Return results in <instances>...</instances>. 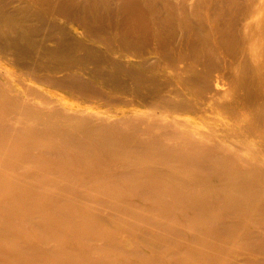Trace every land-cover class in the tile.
Here are the masks:
<instances>
[{
    "label": "bare ground",
    "instance_id": "1",
    "mask_svg": "<svg viewBox=\"0 0 264 264\" xmlns=\"http://www.w3.org/2000/svg\"><path fill=\"white\" fill-rule=\"evenodd\" d=\"M48 1L0 0V264H264L261 10Z\"/></svg>",
    "mask_w": 264,
    "mask_h": 264
},
{
    "label": "rangeland",
    "instance_id": "2",
    "mask_svg": "<svg viewBox=\"0 0 264 264\" xmlns=\"http://www.w3.org/2000/svg\"><path fill=\"white\" fill-rule=\"evenodd\" d=\"M65 2V4L63 5V4H59V3H57V2H54V3H51V1H48V3L49 4H55V5H53V6H51V8L50 9H52V10H54V11H59L58 9H60V11L62 10V11H64L65 13H66V11H68V13H66L67 14V16H71V14L73 15H75V13L77 14L78 12L76 11L77 9L75 8V6L73 5V3H72V1L71 0H67V1H64ZM63 2V3H64ZM235 6H234V9H233V11H234V13L237 15V16H239V17H243V19L242 20H244V18L246 17V16H248V14H250L251 12H253L256 8H259L260 10H261V21H260V23H259V26L258 27H256L257 29H255L252 25H254V24H251L250 25V27H252L253 29H255L256 31H257V33H258V35H259V39H258V41H257V43H256V45L258 46V52L259 53H261L262 55H261V57H262V59H263V61H264V0H238V1H235ZM70 4V5H69ZM56 6H58V7H56ZM61 6H63L62 8L64 9H62L61 8ZM65 6V7H64ZM67 6V7H66ZM69 6V7H68ZM70 6H72V7H70ZM46 7H48V4H47V6ZM52 7H55V8H52ZM60 7V8H59ZM137 7H139L136 3H135V5L134 4H132L131 5V7H130V9H125V10H132L131 12H129L130 14H128V12L127 13H125V17H124V14H123V12H121L119 15H118V19H120V20H117L118 21V28H119V30L120 29H122V27H124L125 29L126 28H128V29H126V31L128 32V33H130V31H131V29H134L135 27V31H131L132 33L131 34H129V35H131V39H132V50L133 51H135V52H137V51H139V49L140 48H142L143 47V51H149V50H154V51H156L157 50V48H158V42H157V40L154 38V37H152V38H150V37H148V33H146L145 32V29H143V27L145 28V22H144V11H143V9H141V8H137ZM75 8V9H74ZM72 9V10H71ZM76 11V12H74V10ZM122 11V10H121ZM78 15V14H77ZM121 16V17H120ZM142 16V17H141ZM74 16H72L71 18H73ZM112 18L114 17V16H111ZM120 17V18H119ZM124 17V18H123ZM139 17H140V21H139ZM70 18V19H71ZM82 18V17H81ZM81 18L79 19L80 20V22H81V24L82 25H84V20H81ZM115 18V17H114ZM142 18V19H141ZM131 20V21H130ZM83 21V22H82ZM133 21V22H132ZM120 26V27H119ZM126 26V27H125ZM128 26H131V28L130 27H128ZM85 27H87V26H85ZM133 27V28H132ZM118 28H117V30H118ZM129 28H130V30H129ZM139 28V29H138ZM141 29H143L142 31H141ZM118 30V31H119ZM139 32V33H138ZM135 33V34H134ZM142 33V34H141ZM146 35H145V34ZM138 34V35H137ZM143 34H144V36H143ZM119 35V34H118ZM136 35V36H135ZM142 35V36H141ZM138 36H140L139 37V39H138ZM133 37V38H132ZM147 40H146V39ZM154 38V39H153ZM134 40V41H133ZM149 43V45H147L148 43ZM147 43V44H146ZM140 44V45H139ZM138 46V47H137ZM148 46L150 47V49L148 50ZM136 48V49H135ZM152 48V49H151ZM18 53V52H17ZM20 54V52L18 53V54H16L17 56H20L19 55ZM135 87L136 88H138L136 85H135Z\"/></svg>",
    "mask_w": 264,
    "mask_h": 264
}]
</instances>
